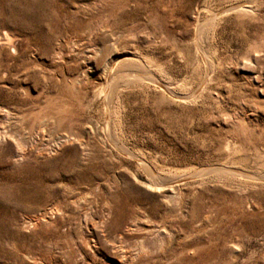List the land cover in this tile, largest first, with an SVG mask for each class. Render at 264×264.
<instances>
[{
	"label": "rangeland",
	"instance_id": "obj_1",
	"mask_svg": "<svg viewBox=\"0 0 264 264\" xmlns=\"http://www.w3.org/2000/svg\"><path fill=\"white\" fill-rule=\"evenodd\" d=\"M0 42V264H264V0H0Z\"/></svg>",
	"mask_w": 264,
	"mask_h": 264
},
{
	"label": "bare ground",
	"instance_id": "obj_2",
	"mask_svg": "<svg viewBox=\"0 0 264 264\" xmlns=\"http://www.w3.org/2000/svg\"><path fill=\"white\" fill-rule=\"evenodd\" d=\"M7 44H11V40L9 39V38H5V40H4ZM1 43V42H0Z\"/></svg>",
	"mask_w": 264,
	"mask_h": 264
}]
</instances>
